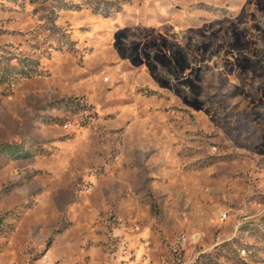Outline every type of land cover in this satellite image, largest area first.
<instances>
[{
  "label": "rangeland",
  "instance_id": "rangeland-1",
  "mask_svg": "<svg viewBox=\"0 0 264 264\" xmlns=\"http://www.w3.org/2000/svg\"><path fill=\"white\" fill-rule=\"evenodd\" d=\"M0 264H264V0H0Z\"/></svg>",
  "mask_w": 264,
  "mask_h": 264
},
{
  "label": "trees",
  "instance_id": "trees-1",
  "mask_svg": "<svg viewBox=\"0 0 264 264\" xmlns=\"http://www.w3.org/2000/svg\"><path fill=\"white\" fill-rule=\"evenodd\" d=\"M15 71H18V72L20 71L22 73H25L23 68H16L13 65L3 67L0 70V81H6L7 75H13Z\"/></svg>",
  "mask_w": 264,
  "mask_h": 264
}]
</instances>
